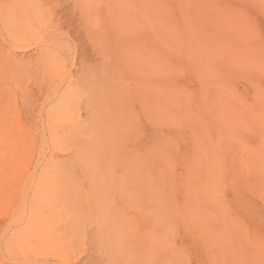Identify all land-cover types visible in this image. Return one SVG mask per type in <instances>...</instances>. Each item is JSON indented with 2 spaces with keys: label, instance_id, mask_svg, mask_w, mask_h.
I'll use <instances>...</instances> for the list:
<instances>
[{
  "label": "bare ground",
  "instance_id": "6f19581e",
  "mask_svg": "<svg viewBox=\"0 0 264 264\" xmlns=\"http://www.w3.org/2000/svg\"><path fill=\"white\" fill-rule=\"evenodd\" d=\"M217 10L215 0H0V184L24 182L25 158L42 142L53 151L76 147L70 162L45 159L37 174L40 186L54 188L47 186V196H22L13 210L14 198L1 200L7 221L0 264H78L93 249L102 257L89 254L86 264H174L176 239L162 223L168 168L160 164L167 57L180 49L199 54L204 58L195 64L204 73L215 66L224 72L231 62L243 71L264 65L263 48L244 39L255 35L252 27L244 38L235 29L248 23L243 9L234 23ZM181 29L190 47L200 40L194 51L186 40L179 45ZM90 49L99 64L85 61ZM135 70L132 87L125 80ZM168 83L174 86L173 78ZM87 224L95 241L90 251ZM67 233L80 247L74 256Z\"/></svg>",
  "mask_w": 264,
  "mask_h": 264
},
{
  "label": "rangeland",
  "instance_id": "374dc122",
  "mask_svg": "<svg viewBox=\"0 0 264 264\" xmlns=\"http://www.w3.org/2000/svg\"><path fill=\"white\" fill-rule=\"evenodd\" d=\"M215 4L218 7L217 11H220L219 14L225 10L226 12L222 14L226 17L228 13L227 20L223 15H220V18L223 16L225 21L232 23L235 22L233 15L236 11L243 9L248 23L246 25L237 23V26H240L235 29H240L238 35L243 38L253 31V35L255 34L253 37L251 35L244 39H249L248 43L258 42L264 51L263 3L253 0H225L217 4L215 0ZM174 5L173 3V8ZM192 10L193 8H190V11ZM175 11L180 18L179 11L176 9ZM190 11L189 13L192 14L193 11L192 13ZM178 17L176 23L181 21ZM250 21L252 26L249 24ZM77 24L76 29L74 23L75 32L80 28ZM179 25L178 27L181 28ZM250 27L252 28L249 29ZM230 28L233 31L234 28L231 26ZM188 29L184 31L187 32ZM248 29L251 33L247 31ZM179 31L180 35L184 34L177 38L179 45L183 43V40L187 41H185L186 45L188 42L190 45L191 41L187 34L184 31L183 33L182 29ZM243 31L245 36L240 34ZM196 40L194 39L195 43L192 42L191 47L187 45L193 51L194 44L200 42ZM182 45L185 48L186 45ZM255 45L257 46V43ZM183 47L180 48L183 49ZM180 50L176 52L177 54L168 55L172 58L171 60L167 57V62L172 63H167V69L162 75L164 84L160 107L164 147V156L160 164L164 163V166L168 168L166 173H163L165 179L162 187L166 194L162 200L165 206L162 223L165 227L164 233L171 234L176 239L174 264H232L231 262L233 264H264V77L262 78L264 65L256 69L258 71L256 72L255 69L243 71L241 69L244 68L241 65L234 63L237 66L234 67L233 62L224 63L223 65H228L227 73L225 70V73L222 71V67H210L209 70L205 69V73L209 75L206 81V75L205 77L200 75L203 73L204 76V71L195 64L204 57L199 54L197 56L183 54V51L181 55ZM89 51L90 57L84 60L99 64L100 55H97L95 51L92 52V49ZM29 53L31 51L27 55ZM214 69H216L215 72ZM75 70L76 75L82 72L81 69ZM137 74L138 71L135 70L126 76L125 81L132 87ZM171 78H173L174 86L169 87L168 80ZM85 112L83 110V118L87 116ZM148 125L152 130L153 126L150 123ZM4 148L0 143L1 152L5 150ZM50 148L46 142H42L35 152H31L32 158L31 156L28 157L29 159L25 158L27 169L24 167L23 170H27L25 172L30 174L26 175L24 182L18 181L19 184L10 182V186H8L10 183L0 184L4 188L19 185L18 189L14 187L17 190L15 193L11 191L15 190L13 187L9 191L3 190L0 186L2 189H0V213L4 206L1 201L3 199L7 201L10 197L14 198L12 201L15 200V204L11 202L13 203L11 210H13L22 196L29 201L28 198L31 199L32 196L42 197L49 194L48 191H51L48 189L49 186L43 187V184L40 186L41 183L38 182V174L44 162L50 158L51 154L58 162H70L76 153V147L73 146L65 147L63 151H53ZM6 151L9 152L8 149ZM26 160L30 161L29 167L27 164L29 161ZM20 171L19 174L22 173ZM50 187L53 188L51 185ZM45 192L47 193L44 194ZM3 219L0 215V235L3 234V225L7 221L6 218ZM90 229L91 226L87 224L85 233L87 232L86 239L89 240L86 241L89 244V251L92 249L90 246L95 245ZM68 238L70 240L69 254L74 256L80 247L75 244L76 242H71L69 234ZM0 239V249H2L0 253L3 256V236ZM89 254L93 259L102 257L93 249L85 258H82L83 263L80 259L78 264H86ZM91 257L89 260L92 259ZM53 261L51 260V263H56Z\"/></svg>",
  "mask_w": 264,
  "mask_h": 264
}]
</instances>
